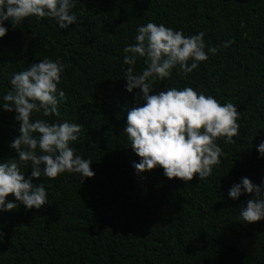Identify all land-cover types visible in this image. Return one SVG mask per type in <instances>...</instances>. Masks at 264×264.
I'll list each match as a JSON object with an SVG mask.
<instances>
[{
  "label": "trees",
  "instance_id": "obj_1",
  "mask_svg": "<svg viewBox=\"0 0 264 264\" xmlns=\"http://www.w3.org/2000/svg\"><path fill=\"white\" fill-rule=\"evenodd\" d=\"M72 13L77 20L67 29L50 18L30 17L15 28L4 22L0 161L17 155L9 145L20 134L16 113L2 109L11 74L43 58L60 59L66 68L58 88L67 97L60 116L34 113L33 119L82 123L71 146L92 160L95 175L33 177L35 185L44 184L48 203L0 212V264H264V219L247 224L241 218L250 194L228 196L242 177L264 185L257 148L264 141V0H75ZM150 21L185 36L204 31L209 47L235 41L208 53L187 77L174 68L170 80L154 82L157 91L192 87L240 112L236 142L217 141L225 156L206 179L196 174L186 184L167 178L161 167L137 174L133 166L141 158L123 129L140 90L125 87L123 49ZM144 67L138 59L134 72ZM21 171L29 178L31 163Z\"/></svg>",
  "mask_w": 264,
  "mask_h": 264
},
{
  "label": "clouds",
  "instance_id": "obj_2",
  "mask_svg": "<svg viewBox=\"0 0 264 264\" xmlns=\"http://www.w3.org/2000/svg\"><path fill=\"white\" fill-rule=\"evenodd\" d=\"M74 7L75 0H0V37L8 32L5 21L15 28L30 17L38 21L54 19L60 29H67L77 20L72 13ZM244 27L241 22V28ZM136 32V43L123 49V62L129 65L124 74L125 87L128 92L140 90L134 97L137 106L128 112L123 129L132 150L141 158L140 162H133L136 173L161 167L167 178H179L186 184L196 174L199 180L206 179L225 156L217 141L223 138L225 143L236 142L234 137L240 134L241 127L240 112L233 103L221 104L215 97L192 87L157 91L154 82L170 80L174 68L187 77L209 59L208 53L215 55L235 41L209 47L204 31L185 36L182 30L151 21L138 26ZM138 59L143 60L145 67L136 73ZM65 68L60 59L43 58L11 74L12 87L3 95L2 109L16 113L14 119L19 121L20 134L9 145L17 155L0 161V212L15 210L19 204L28 210H39L48 203L44 184L35 185L33 177L56 179L63 173H78L83 178L95 175L90 167L92 160L77 155L71 146V142L79 139L82 123L33 119L34 113L42 117L60 116L58 106L67 99L58 88ZM140 101H144L143 105ZM257 148L264 157V141ZM29 162L32 172L26 179L21 167H27ZM245 192L251 198L241 209V218L247 224L264 219V185L242 177L240 183L231 186L228 196L239 199ZM10 194L14 195V201L6 199ZM3 239L0 231V242Z\"/></svg>",
  "mask_w": 264,
  "mask_h": 264
}]
</instances>
